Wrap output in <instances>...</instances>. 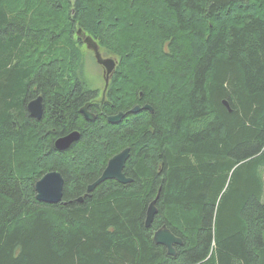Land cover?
<instances>
[{
    "label": "trees",
    "instance_id": "obj_1",
    "mask_svg": "<svg viewBox=\"0 0 264 264\" xmlns=\"http://www.w3.org/2000/svg\"><path fill=\"white\" fill-rule=\"evenodd\" d=\"M79 29L118 61L95 122ZM127 148L133 182L88 194ZM0 264H264V0H0Z\"/></svg>",
    "mask_w": 264,
    "mask_h": 264
},
{
    "label": "water",
    "instance_id": "obj_2",
    "mask_svg": "<svg viewBox=\"0 0 264 264\" xmlns=\"http://www.w3.org/2000/svg\"><path fill=\"white\" fill-rule=\"evenodd\" d=\"M78 36L83 40L87 48L94 52L97 63L104 68V79H105V91L104 96L109 88L111 77L116 70L118 61L114 58H104L100 47L97 42L91 37L83 33L82 29H79ZM229 109L227 102L224 103ZM89 104L85 105L81 109V114L89 122H95L97 117L94 113L89 111ZM28 111L30 115L38 120L43 118L44 115V103L43 96H38L29 102ZM143 110H152V107L146 105L144 107H135L129 113L137 114ZM127 114L120 113L116 116H111L108 118L109 123L118 124L124 120ZM81 138V134L78 131L69 133L66 136L61 137L56 142V149L59 151H66L70 149L75 143H77ZM131 157L130 149L127 148L118 155L114 156L107 164V167L102 174V176L92 185L88 187V194L93 192L99 185L108 181L115 180L121 184H129L133 182V179L128 178L124 172L128 160ZM65 180L61 173L54 171L49 172L43 176L39 181H37L35 189L37 193V200L44 203L58 204L63 200ZM83 201V198L79 199ZM157 199L151 203L147 211L146 217V227L150 228L155 217L158 214V209L156 207ZM154 242L157 245L165 247L170 256L175 257L177 255L176 246L183 245L181 238L174 235L166 226L156 231L154 235Z\"/></svg>",
    "mask_w": 264,
    "mask_h": 264
},
{
    "label": "rangeland",
    "instance_id": "obj_3",
    "mask_svg": "<svg viewBox=\"0 0 264 264\" xmlns=\"http://www.w3.org/2000/svg\"><path fill=\"white\" fill-rule=\"evenodd\" d=\"M80 48L83 53V61L78 72L79 78L89 85L90 89L98 90V94H100L98 98L101 100V94L105 91L104 69L97 63L94 52L89 50L84 43ZM100 51L104 58L114 57L109 56L103 49Z\"/></svg>",
    "mask_w": 264,
    "mask_h": 264
},
{
    "label": "flooded vegetation",
    "instance_id": "obj_4",
    "mask_svg": "<svg viewBox=\"0 0 264 264\" xmlns=\"http://www.w3.org/2000/svg\"><path fill=\"white\" fill-rule=\"evenodd\" d=\"M104 89H105V88H104ZM99 95H100V94H98V97H99ZM105 95H106V94H105ZM98 97H94L90 102L87 103V104H89V107H88V108H89V111H90V112H91V108H92V106H94V104L97 105V104H99L100 102H101V103H100L101 105L103 104L104 100H100ZM102 98H103V99L105 98L104 93L101 94V99H102ZM87 104H86V105H87ZM94 114H95V113H94ZM95 115H96V114H95ZM105 169H106V168H105ZM103 172H104V171H103ZM103 172H102V173H103ZM101 175H102V174H101ZM100 177H101V176H100ZM100 177H99V178H100ZM99 178H98V179H99Z\"/></svg>",
    "mask_w": 264,
    "mask_h": 264
},
{
    "label": "bare ground",
    "instance_id": "obj_5",
    "mask_svg": "<svg viewBox=\"0 0 264 264\" xmlns=\"http://www.w3.org/2000/svg\"><path fill=\"white\" fill-rule=\"evenodd\" d=\"M103 69H104V68H103ZM59 139H60V138H59ZM56 142H57V141H56ZM56 142H55V147H56ZM104 171H105V170H104ZM103 173H104V172H103ZM103 173H102V174H103ZM101 176H102V175H101ZM155 233H156V232H155ZM154 235H155V234H154Z\"/></svg>",
    "mask_w": 264,
    "mask_h": 264
}]
</instances>
